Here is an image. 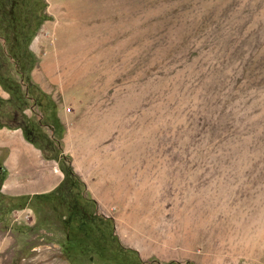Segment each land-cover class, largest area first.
Returning <instances> with one entry per match:
<instances>
[{
    "label": "rangeland",
    "instance_id": "obj_1",
    "mask_svg": "<svg viewBox=\"0 0 264 264\" xmlns=\"http://www.w3.org/2000/svg\"><path fill=\"white\" fill-rule=\"evenodd\" d=\"M69 3L0 0V72L26 91L20 34L43 12L29 79L56 103L25 92L5 121L40 123L47 164L73 171L142 260L264 264V0ZM61 209L20 246L0 235V264H117L66 259Z\"/></svg>",
    "mask_w": 264,
    "mask_h": 264
},
{
    "label": "trees",
    "instance_id": "obj_2",
    "mask_svg": "<svg viewBox=\"0 0 264 264\" xmlns=\"http://www.w3.org/2000/svg\"><path fill=\"white\" fill-rule=\"evenodd\" d=\"M44 6L45 3L43 2L42 8ZM15 7L16 2L12 4V8ZM45 19H47V16L42 12L40 16H36L32 29L29 24V26L21 32L22 45L16 63L20 64L21 71L26 69L28 73L25 92L28 93L31 91L34 93V95H32L35 100L34 102L39 107H43V100L46 99L48 104L51 105L52 110H55L56 103L48 95L41 92L29 79V73L37 63V58L29 49V43L36 30ZM6 56L8 60V55ZM11 56L14 59L13 61H15V55L12 54ZM20 60L22 62H20ZM0 85L10 92V97L8 99H4L0 96V127H20L24 138L28 142L45 151L48 146L47 144L53 142V140H48L46 135L42 134L41 142H36L35 132L40 127V123L37 122L32 124V122H26L25 125L22 126L20 124H13V122L5 121V118H16V116L11 117L10 110H6L4 104H13L20 108L19 104L23 101L22 99L25 93L21 90L22 85L9 75H4L2 72H0ZM17 110L18 109L15 108L12 115L18 114ZM51 124L53 134L59 137L62 132V124L55 113L52 115ZM1 154L2 150H0V223H7V216L12 210L29 207L32 209L37 219L34 225L29 228L32 231H36L41 227L48 230L49 225H47V223L50 220L49 213L62 208L60 214L54 221L56 224L60 225L63 230L64 239L60 246L64 256L70 262H75L78 261L79 258L87 257L88 260L98 259L104 262L113 261L117 264H181L177 261L160 263L156 259L144 261L140 258L136 250L120 244L114 233L113 219L96 212V203L86 193L85 184L70 168L65 170L62 180L49 192L38 193L32 196H22L14 199L6 196L1 191V185L7 174ZM44 158L50 159L52 157L46 155ZM23 227L25 226L23 225ZM130 257H133V260H128ZM184 264L194 263L185 262Z\"/></svg>",
    "mask_w": 264,
    "mask_h": 264
},
{
    "label": "crops",
    "instance_id": "obj_3",
    "mask_svg": "<svg viewBox=\"0 0 264 264\" xmlns=\"http://www.w3.org/2000/svg\"><path fill=\"white\" fill-rule=\"evenodd\" d=\"M0 150L5 152L3 165L7 171L1 191L12 199L49 192L63 177L47 164L40 150L24 138L20 127H0ZM34 222L31 208L12 210L7 216V223L0 224L1 238L4 237V243L13 239V244L20 246L31 240L33 231L29 227ZM21 224L25 227H20ZM36 247L32 246V250L37 251Z\"/></svg>",
    "mask_w": 264,
    "mask_h": 264
},
{
    "label": "bare ground",
    "instance_id": "obj_4",
    "mask_svg": "<svg viewBox=\"0 0 264 264\" xmlns=\"http://www.w3.org/2000/svg\"><path fill=\"white\" fill-rule=\"evenodd\" d=\"M70 1H71V0H69V2H70ZM84 1H85V0H84ZM69 2H67L66 0H62V4L65 5L66 7H67V6L69 7V6L72 5V4L69 3ZM74 2H75V1H74ZM78 2H79V1H78ZM80 2H82V1H80ZM57 3L59 4V2H57ZM82 3H83V2H82ZM86 3H87V2H86ZM75 4H76V3H75ZM75 4H74V5H75ZM78 4H79V3H78ZM76 5H77V4H76ZM79 5H81V4H79ZM85 6H86V5H85ZM85 6H84V7H85ZM75 7H76V6H75ZM75 7H74V8H75ZM82 7H83V6H82ZM55 8H56V9H60V4L57 5ZM76 8H77V7H76ZM76 8H75V9H76ZM78 8H80V7H78ZM83 9H84V8H83ZM81 11H82V10H81ZM76 12H79V11L77 10ZM81 13H82V12H80V14H81Z\"/></svg>",
    "mask_w": 264,
    "mask_h": 264
},
{
    "label": "built area",
    "instance_id": "obj_5",
    "mask_svg": "<svg viewBox=\"0 0 264 264\" xmlns=\"http://www.w3.org/2000/svg\"><path fill=\"white\" fill-rule=\"evenodd\" d=\"M26 218H27V217H26ZM26 218H25V219H26Z\"/></svg>",
    "mask_w": 264,
    "mask_h": 264
}]
</instances>
